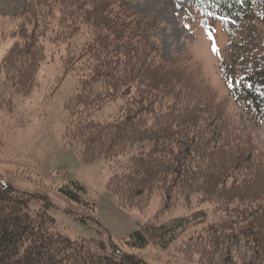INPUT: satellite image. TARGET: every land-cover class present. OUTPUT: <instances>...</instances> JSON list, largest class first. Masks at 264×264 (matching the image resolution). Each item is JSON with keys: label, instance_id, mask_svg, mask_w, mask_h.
<instances>
[{"label": "trees", "instance_id": "16d2710c", "mask_svg": "<svg viewBox=\"0 0 264 264\" xmlns=\"http://www.w3.org/2000/svg\"><path fill=\"white\" fill-rule=\"evenodd\" d=\"M184 1L204 27L221 21L227 41L218 67L227 96L264 127V96L257 90H264V0ZM24 12L30 31L15 30L20 35L3 65L23 55L34 74L44 59L40 39L51 33L50 41L64 45L61 65L76 83L64 103L63 141L84 163L102 158L111 164L106 187L118 205L149 184L168 188L178 177L185 188L216 199L211 200L214 217L189 242L208 240L214 251L207 255L215 253L214 244L221 245L218 264L231 260L236 243L252 245L247 260L245 254L234 255L235 264H264V153L226 128L224 102L203 86L194 67L179 66L150 44L156 19L137 15L125 0H30ZM55 13L56 28L48 22ZM33 74L26 76L28 82ZM8 81L7 103L15 92L25 91L20 79ZM178 85L185 90L175 91ZM110 102L116 109L109 118L92 116ZM243 162L258 175L247 173L241 182L226 186L224 178L242 170ZM58 192L76 205L96 207L77 180L61 184ZM36 198L0 176V264H151L120 245L110 243L106 251L103 242L70 238L48 213L49 201L39 198L35 207ZM184 223V218L146 223L122 242L135 249L149 243L165 248Z\"/></svg>", "mask_w": 264, "mask_h": 264}, {"label": "rangeland", "instance_id": "374dc122", "mask_svg": "<svg viewBox=\"0 0 264 264\" xmlns=\"http://www.w3.org/2000/svg\"><path fill=\"white\" fill-rule=\"evenodd\" d=\"M125 1L137 15L156 19L155 37L150 38V44L156 45L165 58L174 59L179 66L184 63L194 67L200 73L203 86L213 93L217 102H224L226 128L264 153V127L249 120L227 96L218 67L227 41L221 21L206 22L207 27H204L201 18L192 14L184 0ZM29 4L30 0H0V176L16 189L35 194L40 199L46 198L50 203L48 213L70 238L90 239L95 244L103 242L106 251L111 250L110 243L120 245L123 251L151 264H218L220 253L217 248L221 245L214 244L216 249L211 256L206 254L214 251L208 248L211 247L208 240L201 238L189 242V238L214 217L215 206L211 202L216 200L214 197L204 199L199 192L185 188L177 177L168 188H163L160 183L147 185L140 194L122 200L120 207L106 187L111 164L102 158L84 163L74 149L64 143V103L76 80L63 71V44L50 41L51 33L39 40L44 59L29 82L26 76H31L32 71L28 69L31 63L27 57L15 56L3 65L4 56L18 35L30 31L24 12ZM54 16L48 22L56 28L58 14ZM16 29L20 34L15 33ZM9 79H20L25 91L15 92L7 103L4 99L8 96ZM181 88L178 85L175 91L185 90ZM257 90L264 96L260 86ZM115 109L116 104L110 102L92 116L109 118ZM247 166L248 162L239 165L242 170L229 173L224 184L239 183L247 173L249 177L258 175L252 168L246 170ZM261 171L264 177V170ZM242 172L244 176L239 177ZM69 180H77L85 186L87 198L96 203L95 208L89 210V206L71 203L58 192L59 186ZM261 190L264 192V183H261ZM39 198L32 202L33 206L41 204ZM69 211L77 220L69 215ZM174 218H184L185 225L165 248L149 243L142 249H135L122 242L146 223L159 225ZM249 248L252 245L236 243L232 246L231 260L226 259L223 264H235L234 255L239 258L245 254L242 257L247 260L252 254Z\"/></svg>", "mask_w": 264, "mask_h": 264}]
</instances>
